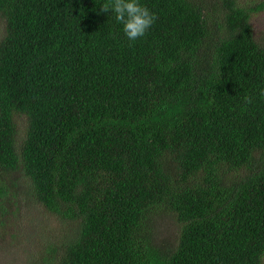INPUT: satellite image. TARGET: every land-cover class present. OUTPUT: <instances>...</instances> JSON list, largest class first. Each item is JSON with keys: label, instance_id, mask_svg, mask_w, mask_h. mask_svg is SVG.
Masks as SVG:
<instances>
[{"label": "trees", "instance_id": "16d2710c", "mask_svg": "<svg viewBox=\"0 0 264 264\" xmlns=\"http://www.w3.org/2000/svg\"><path fill=\"white\" fill-rule=\"evenodd\" d=\"M101 2L0 0V234L21 170L67 229L39 264H264V1L143 0L136 41Z\"/></svg>", "mask_w": 264, "mask_h": 264}, {"label": "rangeland", "instance_id": "374dc122", "mask_svg": "<svg viewBox=\"0 0 264 264\" xmlns=\"http://www.w3.org/2000/svg\"><path fill=\"white\" fill-rule=\"evenodd\" d=\"M264 0H240L246 6L256 5ZM255 35L264 36V11L251 18ZM6 34L5 20L0 18V40ZM24 133L22 124L21 134ZM18 199L14 200L11 227L6 235L0 234V264H39V251L46 242L53 240L67 230L64 223L48 212L33 199L29 180L19 170L16 173ZM180 224L170 213H154L149 220L155 246L172 250L177 246ZM69 227L74 230L75 224Z\"/></svg>", "mask_w": 264, "mask_h": 264}, {"label": "clouds", "instance_id": "9594fccd", "mask_svg": "<svg viewBox=\"0 0 264 264\" xmlns=\"http://www.w3.org/2000/svg\"><path fill=\"white\" fill-rule=\"evenodd\" d=\"M99 5L115 18L129 41L145 36L157 20V14L143 0H102Z\"/></svg>", "mask_w": 264, "mask_h": 264}]
</instances>
